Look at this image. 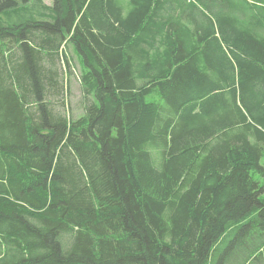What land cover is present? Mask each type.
Returning a JSON list of instances; mask_svg holds the SVG:
<instances>
[{
    "label": "trees",
    "instance_id": "trees-1",
    "mask_svg": "<svg viewBox=\"0 0 264 264\" xmlns=\"http://www.w3.org/2000/svg\"><path fill=\"white\" fill-rule=\"evenodd\" d=\"M263 155L264 0H0V264H250Z\"/></svg>",
    "mask_w": 264,
    "mask_h": 264
},
{
    "label": "rangeland",
    "instance_id": "rangeland-1",
    "mask_svg": "<svg viewBox=\"0 0 264 264\" xmlns=\"http://www.w3.org/2000/svg\"><path fill=\"white\" fill-rule=\"evenodd\" d=\"M48 1L49 4H51V0H45ZM46 5V4H45ZM64 53L71 59V74H66V72L63 69V65L61 64L62 67V85H63V90H62V95L58 101V104H56V111L58 113H61L65 115L67 118L70 120H75L79 117L82 116L83 114V101H82V93H81V87L79 83L78 77L82 73V67L79 62V59L77 56L74 54L72 51V48L70 46H67L64 49ZM58 109V110H57ZM261 165L264 166V155L261 158L260 161ZM253 179L257 180L261 185H264V174L263 175H256L255 172L253 174ZM228 238H231V235H229ZM229 239L222 241L220 244H218L217 251L215 253V257L219 258L221 257L220 255L224 253L225 251V256L227 263L226 264H240L242 256L246 253H252V251H249L250 245L248 246L247 249H244L243 255L238 251L235 252L236 256H234V252L231 251L232 249H227V245H229L228 242ZM256 241V240H254ZM236 243V242H235ZM235 243L232 245L234 247ZM258 244V243H256ZM254 246L251 245V249H253ZM228 250V251H226ZM240 251V249H239ZM254 252V251H253ZM228 255V256H227ZM264 260V253L263 257H259V259L251 261L250 264H260L261 261Z\"/></svg>",
    "mask_w": 264,
    "mask_h": 264
},
{
    "label": "crops",
    "instance_id": "crops-1",
    "mask_svg": "<svg viewBox=\"0 0 264 264\" xmlns=\"http://www.w3.org/2000/svg\"><path fill=\"white\" fill-rule=\"evenodd\" d=\"M42 1H43V3L46 4V5H51V4L48 3V1H45V0H42ZM52 1H53V0H51V2H52Z\"/></svg>",
    "mask_w": 264,
    "mask_h": 264
}]
</instances>
